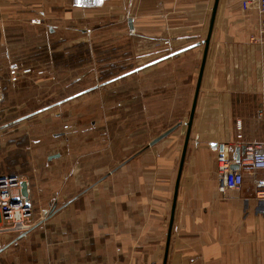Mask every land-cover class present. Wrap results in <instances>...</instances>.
<instances>
[{"label":"crops","instance_id":"obj_1","mask_svg":"<svg viewBox=\"0 0 264 264\" xmlns=\"http://www.w3.org/2000/svg\"><path fill=\"white\" fill-rule=\"evenodd\" d=\"M244 1H217L177 182L215 0H0V91L4 96L0 176H16L10 173L14 170L10 164L18 166L17 159L9 162L13 146L2 132L9 125L24 119L41 125L35 119L52 114L44 138L83 133L74 125L59 131L56 115L93 89L72 93L74 81L83 78L82 72L74 77V70L88 68L81 58L83 51L87 53V26L92 22L100 24L96 31L101 34L127 37L128 44L118 48L132 52L127 62L119 63L129 67L100 84L113 85L114 106L121 104L123 85L131 83L135 91L129 90V100L131 93L140 94L149 115L156 108L165 121L176 118L170 134L140 147L61 203L46 221L53 229L47 244L50 264L62 254L63 264H163L166 249L165 264H264V198L255 196V180L264 178V169L243 172L239 189L221 193L217 152L211 149L224 150L233 165L242 154L241 142H264V45L257 40L260 14L254 0L246 9ZM78 51L80 62L74 66ZM13 65L19 69L17 80L10 79ZM26 68L30 70L22 73ZM112 113L115 116L117 111ZM46 140L50 148L51 141ZM85 148L84 144L81 149ZM31 151L35 170L48 173L44 189L68 177L56 165L70 160L71 169L75 154L67 159L46 147H38V153L31 147ZM53 152L58 156L49 158ZM79 167L77 160L69 172L75 181L82 178L75 171ZM21 179L27 182L30 197L34 184ZM42 224L34 223L21 234L0 235L3 240L12 237L3 242L0 255L25 250L20 244L33 242L30 236Z\"/></svg>","mask_w":264,"mask_h":264},{"label":"rangeland","instance_id":"obj_2","mask_svg":"<svg viewBox=\"0 0 264 264\" xmlns=\"http://www.w3.org/2000/svg\"><path fill=\"white\" fill-rule=\"evenodd\" d=\"M98 27H100V24L95 22L89 23L87 26L90 31L88 32V48L87 53L83 51L81 59H83V64H85V61L87 62L88 68L86 69L83 66L82 70H74V77L80 76L82 72L83 78L74 81L72 93L87 87H93V89L90 88L88 93L73 99L72 104H68V108L58 110L56 115V125L59 131H67L69 125H74L82 129L83 135L79 132H74L73 135L65 132L64 139L56 137V140L48 135L45 138L51 141V147L49 148L48 141L44 136L48 134L49 126L52 125L48 122L54 118L52 114L51 116L46 115L37 120L35 119V122L39 120L41 125L24 119V121L15 124L16 127L9 125L8 128L2 129V132L5 133L4 137L8 139L7 144L13 146L9 152V162H14L15 159L18 160L17 168L15 164H10V167L14 169L10 173H15L19 178L27 179L35 187L30 192L29 197L33 211L31 226L39 221L43 224L39 230L33 233L35 235L30 236L34 238L33 242L31 239L29 244H20L21 246L24 245L25 250L23 248L21 251L0 255V264H50L52 260L49 261V258L52 254H50L47 244L49 243V230L53 229L48 226L46 221H49L56 214L61 203L71 198L73 193L85 187V183L94 182L103 173L115 168L121 160H125L140 147L148 144L152 138L175 125L176 118L165 121L156 108L152 111L153 115H149L150 110L146 111L144 108L140 94L131 93V100H129V90L135 91L132 88L134 85L132 86L131 83L123 85L125 89L122 93L124 94L119 98L121 104L117 100L116 102L119 105L114 106L113 92L115 91L113 85L103 86L100 84L112 78L114 74L126 70L129 67L128 64L119 65V63L127 62L132 52H129L124 46L118 48L121 43L128 44L127 37L112 36L110 33L104 35V32L101 34L96 31ZM110 27L112 26L110 25ZM79 62L80 52L78 51L74 55V66L75 64L78 65ZM86 70L87 78L85 77ZM81 80H83V83L80 82ZM94 86H96L95 89ZM119 87L117 86V88ZM115 110L117 114L114 116L112 112ZM8 118L13 119L16 117L10 116ZM37 136L41 138L38 140ZM82 143L86 145L84 150L81 149L84 145ZM31 147L36 150V153H38V147H46L49 150L58 152L62 157H67V159L70 155L75 154L71 169L68 167L70 166L68 165L70 160H67L68 164L63 161L56 165V168L64 176L67 174L68 177L65 180H57L56 186L53 187L52 185L47 190L44 189V187H48V173L35 170L36 165L34 167L31 159L35 154L32 153ZM77 160L80 162L81 168L79 167L80 169L75 171L81 174L82 178L78 177L76 183L69 172L73 171L72 168H75ZM10 173L9 175H11ZM31 178L34 179L31 181ZM61 191L68 195L59 194ZM11 239L12 237L3 240L0 236V248L6 245L3 242ZM20 241L23 242L26 239ZM38 248H45V250L39 254ZM63 263V254L57 256L55 264Z\"/></svg>","mask_w":264,"mask_h":264},{"label":"built area","instance_id":"obj_3","mask_svg":"<svg viewBox=\"0 0 264 264\" xmlns=\"http://www.w3.org/2000/svg\"><path fill=\"white\" fill-rule=\"evenodd\" d=\"M255 7L260 14L258 42L264 45V0H254ZM243 8L251 7V1L245 0ZM33 23L39 22V19L31 20ZM168 41L165 40L164 43ZM18 67L11 66L9 75L11 80H17ZM30 69H22V73ZM4 96L0 91V106L3 104ZM236 128L240 130L241 125L236 122ZM241 138V134L237 135ZM242 148V154L236 162L237 167H232V160L224 150H219L217 146L211 147L217 152V188L221 193L229 190H237L243 183V172H254L258 169H264V142H247L238 145ZM23 180L17 176H0V234H21L27 231L31 226L32 206L28 196L21 192V182ZM27 183V182H26ZM255 196L264 198V178L256 179ZM27 191H29L27 187Z\"/></svg>","mask_w":264,"mask_h":264},{"label":"water","instance_id":"obj_4","mask_svg":"<svg viewBox=\"0 0 264 264\" xmlns=\"http://www.w3.org/2000/svg\"><path fill=\"white\" fill-rule=\"evenodd\" d=\"M217 1L218 0H215V2H214V7L212 9V15H211L210 23H209V29H208L207 37L204 40L205 48H204L203 57H202L201 65H200V70H199V73H198L197 83H196V86H195V91H194V95H193V99H192V104H191V108H190V112H189L188 121L186 123L187 130H186V135H185V139H184L182 154H181L179 168H178L177 182L179 181L180 172H181V169H182V165H183V161H184V156H185V152H186V147H187V143H188V139H189L190 128H191V124H192V120H193V116H194V111H195L197 96H198L199 87H200L202 70H203V66H204V62H205V57H206V50H207V46H208V43H209V38H210V34H211L213 22H214ZM175 127L176 126L174 125V126L170 127L169 129H167L166 131H164L161 134H159L157 137L153 138L149 142V145L155 144L156 142H158L159 140H161L162 138H164L165 136H167L168 134H170L175 129ZM57 156H58L57 154H54V155H51L49 158H51V157H57ZM232 167L235 168V167H237V165L236 164H233ZM21 187H22L21 188L22 194L24 196H28L27 183H26V181H22L21 182ZM174 203H175V198H174V201H173V208H174ZM171 224H172V217H171V220H170V227H171ZM166 254H167V249L165 251V257H164L163 264H165V262H166Z\"/></svg>","mask_w":264,"mask_h":264}]
</instances>
